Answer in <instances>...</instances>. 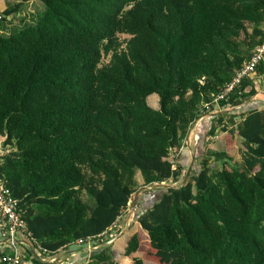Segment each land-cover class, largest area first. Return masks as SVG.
<instances>
[{
    "label": "trees",
    "instance_id": "1",
    "mask_svg": "<svg viewBox=\"0 0 264 264\" xmlns=\"http://www.w3.org/2000/svg\"><path fill=\"white\" fill-rule=\"evenodd\" d=\"M32 1L0 0V177L37 245L97 239L88 264H122L102 239L150 187L130 264H264V105L242 106L251 78L213 103L261 43L264 0Z\"/></svg>",
    "mask_w": 264,
    "mask_h": 264
},
{
    "label": "crops",
    "instance_id": "2",
    "mask_svg": "<svg viewBox=\"0 0 264 264\" xmlns=\"http://www.w3.org/2000/svg\"><path fill=\"white\" fill-rule=\"evenodd\" d=\"M32 0L29 5L32 4ZM28 6V5H27ZM11 17H8L10 20ZM253 81H255V86L257 88V93L255 96H253L251 99L247 100L244 105H256V106H263L264 105V77L259 76L256 74V76L251 77ZM209 116H203L200 119H198L193 126L191 127L190 133L191 135L187 137V147H188V154H183L181 152V158L179 162L180 164L184 166V174L186 175L187 171L189 172L190 168L193 166L195 159L193 157V149L195 146V143L197 142L198 137L203 134L204 130L207 128L208 124H204L205 120ZM193 143V145H192ZM183 148V147H182ZM181 148V151H182ZM186 172V173H185ZM185 177V176H184ZM164 187L166 184H162ZM145 196H149L146 194ZM145 200V197H144ZM139 202V203H138ZM138 206L135 205L133 213L136 216V210L141 209L142 205V198H137ZM134 216V219H135ZM121 217V216H120ZM131 215L128 213L126 217V221L130 219ZM140 239L143 241V235H138ZM118 237V236H117ZM17 239V247L18 251L20 253V263L19 264H88L91 262V258L93 256V253L95 250H97L98 247V240H88L83 243H75L73 245H70L64 249L59 250L58 252L54 254H48L44 250L41 249L37 245V243L26 233L19 232L16 236ZM116 238H112L108 244H111ZM146 245V244H145ZM113 247V246H112ZM114 248H112V251ZM11 251L9 244L7 241L2 237L0 232V262H1V256L2 254L9 253ZM115 254V253H114ZM123 264H130L129 261H126Z\"/></svg>",
    "mask_w": 264,
    "mask_h": 264
},
{
    "label": "built area",
    "instance_id": "3",
    "mask_svg": "<svg viewBox=\"0 0 264 264\" xmlns=\"http://www.w3.org/2000/svg\"><path fill=\"white\" fill-rule=\"evenodd\" d=\"M262 62H264V30L261 43L252 50L250 58L243 63L240 69L235 71L230 82L227 83L224 89L216 95L213 103L217 105L219 101L227 99L228 95L241 83L244 78L256 76L257 66ZM0 232L11 249L9 253L4 255L2 264H19L20 253L17 247L16 236L19 232H24L28 235L29 233L18 209V201L12 196L11 191L6 186L5 181L1 177Z\"/></svg>",
    "mask_w": 264,
    "mask_h": 264
},
{
    "label": "rangeland",
    "instance_id": "4",
    "mask_svg": "<svg viewBox=\"0 0 264 264\" xmlns=\"http://www.w3.org/2000/svg\"><path fill=\"white\" fill-rule=\"evenodd\" d=\"M30 2H31V0H27V1H25V0H15V4H21L20 10L31 8L30 5H29ZM127 38H128L127 36H120L121 40H124V39H127ZM105 62H107V59H104L103 63H105ZM148 103L152 107H156L157 106V102L155 100L151 99V98L149 99ZM190 135H191V133L189 134V136ZM187 141H188V138L185 139L184 144L182 146L183 148H182V151H181L185 155L186 154L189 155L188 150H187L188 149ZM215 141H217V140L216 139H214V141L208 140V144H209L208 148H209V150L215 151V150H219L220 149L219 146H218V143L216 144ZM214 144H215V148L213 150L212 146ZM229 144H230L229 146H234V145H232L233 144L232 141H229ZM192 145H193V143H192ZM229 154L235 159L234 161H239L240 160V152L238 151V147L237 146H235L232 149V151H230ZM231 164H232V162H231ZM194 169H197V166H194ZM164 184H166V186H170V187L173 186V185L167 184V183H164ZM151 189L152 188H150V187H145V188L141 189L138 192V197L137 198L138 199L142 198V205H141L142 207H141V209L142 208L146 209V208L150 207L154 203V201L158 198V193L156 191L157 189L154 190L155 192H153ZM144 192H149L148 193L149 196H143ZM144 197H145V200H144ZM136 206H137V204H136ZM130 208H131V202H130L129 209L122 213L121 217L114 223L113 228L111 227L112 229H110L109 232L105 235L106 237L102 239V240H106V239H112L114 237L116 238L111 244L113 246L112 248H114L113 250H114V253H115V260L118 261L119 263H122V264L125 263L126 261H129L128 259L124 258L123 252H124V247H125V244H126L127 240L129 239V237L133 233L137 232L138 235H140V236L143 235L144 236L143 237V241L144 240H146V241L142 242V244H144V245L148 244V243H146L147 242V238H146L144 232H142L141 229L139 228V226L136 225V222H135V219H134V216H135L134 214L135 213L132 212L130 219H128L126 221V217H127L128 213H130ZM151 262H153V261H150V262L146 261V263H148V264H152Z\"/></svg>",
    "mask_w": 264,
    "mask_h": 264
},
{
    "label": "water",
    "instance_id": "5",
    "mask_svg": "<svg viewBox=\"0 0 264 264\" xmlns=\"http://www.w3.org/2000/svg\"><path fill=\"white\" fill-rule=\"evenodd\" d=\"M4 153H6L5 138L2 141H0V154H4ZM187 178H188V171H187V173H186V175L184 177V180H183L182 184H184L186 182ZM137 197H138V193L134 195V198L132 200L131 208H130V215L134 211V208H135V205H136V202H137Z\"/></svg>",
    "mask_w": 264,
    "mask_h": 264
}]
</instances>
